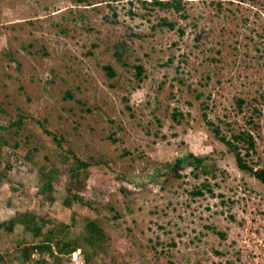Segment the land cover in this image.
Instances as JSON below:
<instances>
[{"label":"rangeland","instance_id":"rangeland-1","mask_svg":"<svg viewBox=\"0 0 264 264\" xmlns=\"http://www.w3.org/2000/svg\"><path fill=\"white\" fill-rule=\"evenodd\" d=\"M74 1L0 0V107L11 117L48 119L74 154L108 159L83 187L98 210L64 208L66 175L52 183L53 203L38 196L39 167H67L49 137L28 123L14 139L38 147L35 163L20 161L0 183V223L29 210L66 224L74 238L83 234L82 218L106 216L107 250L90 264H264V186L237 168L207 125L226 139L249 133L255 150L246 154L239 143V151L264 170V0H183L180 12L137 0H94L95 8ZM163 19L174 28L160 26ZM1 151L5 157L10 148ZM189 154L207 157L210 173L187 163L165 170ZM20 183L25 196L10 187ZM19 239H30L20 226L0 230V252ZM79 252L61 264H86Z\"/></svg>","mask_w":264,"mask_h":264},{"label":"trees","instance_id":"trees-1","mask_svg":"<svg viewBox=\"0 0 264 264\" xmlns=\"http://www.w3.org/2000/svg\"><path fill=\"white\" fill-rule=\"evenodd\" d=\"M93 1L94 0H76L74 3L77 4L76 8H78L79 5L95 8L96 3H93ZM112 1L116 2L118 0ZM137 1H140L143 5L150 3L151 5L158 6L161 9H173L176 12H180L182 10L183 0ZM113 9L115 10V8ZM73 13L76 14L75 11H73ZM80 16L82 15L73 16V19L75 20V18ZM160 26H166L173 29L175 24L169 23L163 19ZM180 34H183L182 30H180ZM8 57L10 62H14L11 55ZM102 69L106 72L108 78L115 77V72L110 65L103 66ZM134 71L133 75L137 82L140 83L143 81V78H145L143 66H134ZM65 98H73L70 91L66 92ZM253 100V102L257 103L256 99ZM244 102L245 101L242 98L236 99L238 110L243 109L242 106L245 104ZM78 103L81 104L82 102L78 101ZM208 107V105L205 106L206 110ZM258 111V108H253L254 115L255 113L258 114ZM0 119H5L8 123L4 126L0 125V167L4 164L3 169L0 170V183L7 178L9 171L20 161L30 162L32 164L35 163L33 159L34 154L38 151V147H29L27 142H25L24 146H21V142L14 139L15 136L24 129V126L30 123L32 126L35 125L40 127L42 134L49 137L54 149L56 150L54 152L56 161H58L61 166L63 165L67 167V171L65 173L60 171L58 166L52 163L50 167L47 165L39 167L36 185L38 196L41 199L49 201L50 204L53 203L55 201V191L52 183L56 178L66 175L71 181L69 186L66 187V196L63 200L64 208H70L73 203H78L94 212L98 210L99 205L96 202L86 201L83 198L82 193L85 191L83 188L84 183L90 176L91 171L95 168L101 169L109 165L106 157L101 155H88L83 157V155L74 154L72 149L67 148L68 144L65 134H59L57 131L47 128L48 119L46 118L37 119V117L24 115L22 113L11 117L10 115H7L4 108L0 107ZM205 119L206 116L204 115V120ZM207 125L212 127L215 137L218 138L227 150L234 155L237 168L241 171L249 173L264 186V170H255L251 168L239 151V143L245 147L246 154L255 150V142L252 136L249 133L240 132L239 134L226 139L220 134V130L217 126H214L211 122H207ZM12 132H14L13 136ZM3 133H6L9 136V140H3ZM108 137L113 143L118 141L115 138V133L110 134ZM5 146L10 148V152L4 157L1 149ZM122 154L129 155L125 150H123ZM207 161V157H198L193 154H189L186 158H178L175 161L170 162L167 164L166 167L168 168L165 170L170 169L171 171H174L179 169L183 163H187L188 167H199L201 168L202 173L207 175L210 173ZM117 179L121 182L127 180L124 175H119ZM202 186L206 185L202 184ZM10 187L24 196L29 193V189L24 188L21 183L10 185ZM193 195H202V193L201 191H197L193 193ZM9 205L10 201H7L5 203V207H9ZM106 218V216L94 219L82 218L83 234L71 238L72 236L69 232L70 227L66 224L61 225L50 222L49 220L46 221L43 217H39L29 210L15 211L13 217L9 218L6 222L0 223V230L10 234L14 231L16 226H20L23 228V232L29 235L30 239L16 240L13 244L12 251L0 252V264H11L13 261H19V259L24 264L29 262H32V264H61V257L67 255L69 256L72 253L75 254L76 251L79 250L83 254L85 263L90 264L96 255L98 256L100 252L107 250L106 246L109 238L104 225ZM220 235L224 237L223 234ZM81 253L79 252V254ZM35 256H37V259H34Z\"/></svg>","mask_w":264,"mask_h":264},{"label":"bare ground","instance_id":"bare-ground-1","mask_svg":"<svg viewBox=\"0 0 264 264\" xmlns=\"http://www.w3.org/2000/svg\"><path fill=\"white\" fill-rule=\"evenodd\" d=\"M74 256H75V259H76V257H77L78 255H77V254H75Z\"/></svg>","mask_w":264,"mask_h":264}]
</instances>
